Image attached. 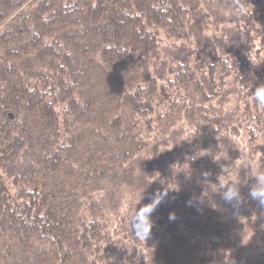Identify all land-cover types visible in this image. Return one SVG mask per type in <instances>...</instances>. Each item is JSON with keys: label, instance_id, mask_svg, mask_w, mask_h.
Masks as SVG:
<instances>
[{"label": "trees", "instance_id": "1", "mask_svg": "<svg viewBox=\"0 0 264 264\" xmlns=\"http://www.w3.org/2000/svg\"><path fill=\"white\" fill-rule=\"evenodd\" d=\"M261 85L264 0H0V264H264Z\"/></svg>", "mask_w": 264, "mask_h": 264}, {"label": "clouds", "instance_id": "2", "mask_svg": "<svg viewBox=\"0 0 264 264\" xmlns=\"http://www.w3.org/2000/svg\"><path fill=\"white\" fill-rule=\"evenodd\" d=\"M253 96L258 104L264 105V85L257 87L255 92L253 93ZM258 178H259V183L257 186H255L252 189L250 195L254 199H259L261 203L264 204V177L258 176ZM239 195H240L239 190L236 187V184H233L232 187H230L228 191L224 194V198L227 201H232L234 198L239 197ZM170 218H174V216ZM149 223H151L150 214H149ZM150 231L151 228L149 229V232Z\"/></svg>", "mask_w": 264, "mask_h": 264}]
</instances>
